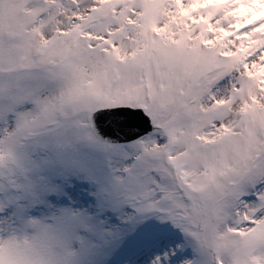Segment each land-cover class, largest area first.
Here are the masks:
<instances>
[{"label":"snow or ice","instance_id":"1","mask_svg":"<svg viewBox=\"0 0 264 264\" xmlns=\"http://www.w3.org/2000/svg\"><path fill=\"white\" fill-rule=\"evenodd\" d=\"M118 254L264 264V0H0V264Z\"/></svg>","mask_w":264,"mask_h":264},{"label":"rangeland","instance_id":"2","mask_svg":"<svg viewBox=\"0 0 264 264\" xmlns=\"http://www.w3.org/2000/svg\"><path fill=\"white\" fill-rule=\"evenodd\" d=\"M88 247L91 248L90 245H89ZM113 247H114V245H113ZM92 250L96 251L97 254H98L100 257L105 258V259H107V258L109 257V254H110V252H111V248H106V249H104V250H97V249H92ZM116 262H117V264H124V259H123V257H122L121 255L118 254L117 256H115V257H113V258L111 259L110 264H116Z\"/></svg>","mask_w":264,"mask_h":264}]
</instances>
